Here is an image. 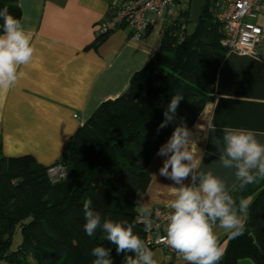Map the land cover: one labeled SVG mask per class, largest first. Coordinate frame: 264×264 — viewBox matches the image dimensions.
Listing matches in <instances>:
<instances>
[{
    "label": "trees",
    "instance_id": "trees-1",
    "mask_svg": "<svg viewBox=\"0 0 264 264\" xmlns=\"http://www.w3.org/2000/svg\"><path fill=\"white\" fill-rule=\"evenodd\" d=\"M5 7L20 19L18 0H0V9ZM190 13L191 4L182 21L166 24L158 52L127 91L102 103L79 128L68 152L55 163L66 166L65 179L51 180L49 166L31 155L0 158V261L93 264L91 250L105 246L112 249L113 264H123L124 254H116L102 230L91 237L86 234L83 203L92 200L103 218L137 221L136 194L150 183L153 156L181 121L191 126L212 99L217 70L228 53L220 42L223 32L208 3L196 32L189 36ZM183 23L186 30L181 31ZM2 24L0 19V33ZM103 39L98 36L94 45ZM176 94L184 96L176 116L158 130ZM230 194L237 202L249 201L248 217L244 233L229 238L219 264H238L242 258L264 264V180L243 190L238 182ZM18 229L22 242L13 249ZM135 232L143 240L139 222Z\"/></svg>",
    "mask_w": 264,
    "mask_h": 264
},
{
    "label": "crops",
    "instance_id": "crops-1",
    "mask_svg": "<svg viewBox=\"0 0 264 264\" xmlns=\"http://www.w3.org/2000/svg\"><path fill=\"white\" fill-rule=\"evenodd\" d=\"M124 1L18 0L19 20L35 52L20 69L17 84L0 90V158L31 155L44 166L55 164L99 106L125 93L154 58L166 27L162 18H155L140 39L128 29H118L94 45L101 24ZM257 22L264 30V15ZM188 128L201 151V170L213 171L230 192L238 181L234 170L219 162L222 129H249L264 143V40L255 55L226 54L212 99ZM163 159L155 154L149 164L150 183L136 194L139 212L143 204L165 205L173 199V181L159 175ZM216 231L225 252L229 236ZM152 250L157 264H184L161 247ZM238 264L256 263L242 258Z\"/></svg>",
    "mask_w": 264,
    "mask_h": 264
},
{
    "label": "clouds",
    "instance_id": "clouds-1",
    "mask_svg": "<svg viewBox=\"0 0 264 264\" xmlns=\"http://www.w3.org/2000/svg\"><path fill=\"white\" fill-rule=\"evenodd\" d=\"M3 20L0 33V90L14 87L23 73L20 69L28 65L35 52L31 36L20 20L11 15L8 8L0 9ZM183 95L176 94L164 112L159 129L167 127L176 116ZM200 128V125L196 126ZM194 133L181 121L156 155L163 157L159 175L171 181L173 199L170 211L165 214L164 243L173 249L184 264H219L224 255L216 229L229 238L244 233L249 201L239 202L230 194L224 180L213 171L201 170V157ZM222 148L219 162L223 168L234 170L241 190L250 184L264 180V143L255 133L243 128H223ZM188 181V183H186ZM137 221L103 218L95 211L92 200H85L83 213L84 230L93 236L97 229L105 233V240L115 245L116 254H124L123 264H157L156 253L135 232L137 222L144 224L145 231L153 228L152 209L143 204ZM157 216L160 213L156 214ZM112 249L96 246L91 250L93 264H113ZM132 253V254H129Z\"/></svg>",
    "mask_w": 264,
    "mask_h": 264
},
{
    "label": "built area",
    "instance_id": "built-area-1",
    "mask_svg": "<svg viewBox=\"0 0 264 264\" xmlns=\"http://www.w3.org/2000/svg\"><path fill=\"white\" fill-rule=\"evenodd\" d=\"M192 0H125L112 15L104 21L98 36L118 29H128L132 37L140 39L155 22L162 18L166 24L183 20V15ZM210 10L219 22L223 37L222 47L228 53L255 55L264 40V30L257 19L264 15V0H208ZM188 28V27H187ZM186 24L181 25V31ZM51 180L65 179L67 168L64 164H53L48 169ZM152 209L153 228L145 231L143 240L152 248H163L173 259H180L176 252L164 243L166 220L165 214L170 211V204L155 205ZM160 213L159 216L156 214ZM141 212L137 214V220ZM144 229V224L139 222Z\"/></svg>",
    "mask_w": 264,
    "mask_h": 264
},
{
    "label": "water",
    "instance_id": "water-1",
    "mask_svg": "<svg viewBox=\"0 0 264 264\" xmlns=\"http://www.w3.org/2000/svg\"><path fill=\"white\" fill-rule=\"evenodd\" d=\"M207 4H208V0H192L190 20L188 25L189 36H192L196 32L198 26L200 25L204 8L206 7ZM250 238L254 240V237L252 235L250 236ZM255 245L257 246L258 243L256 242Z\"/></svg>",
    "mask_w": 264,
    "mask_h": 264
},
{
    "label": "rangeland",
    "instance_id": "rangeland-1",
    "mask_svg": "<svg viewBox=\"0 0 264 264\" xmlns=\"http://www.w3.org/2000/svg\"><path fill=\"white\" fill-rule=\"evenodd\" d=\"M21 242H22V235L20 229H18L13 237L12 248L16 249ZM0 264H7V262L5 260H1Z\"/></svg>",
    "mask_w": 264,
    "mask_h": 264
}]
</instances>
